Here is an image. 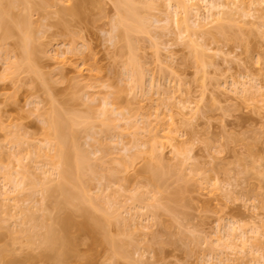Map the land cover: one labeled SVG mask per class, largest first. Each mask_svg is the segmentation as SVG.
Here are the masks:
<instances>
[{"label":"rangeland","instance_id":"1","mask_svg":"<svg viewBox=\"0 0 264 264\" xmlns=\"http://www.w3.org/2000/svg\"><path fill=\"white\" fill-rule=\"evenodd\" d=\"M7 1L0 264H264V0Z\"/></svg>","mask_w":264,"mask_h":264},{"label":"bare ground","instance_id":"2","mask_svg":"<svg viewBox=\"0 0 264 264\" xmlns=\"http://www.w3.org/2000/svg\"><path fill=\"white\" fill-rule=\"evenodd\" d=\"M19 1V0H17ZM120 4H123L124 6L126 5L125 8V12L124 14V18L131 21V22H136V15L138 13V11L133 8L130 7L129 5L132 4L134 2V0H126V1H121V0H117ZM169 3H174V5L176 6V9L178 10V12L175 13V24L176 27L179 29L183 23H186V17L185 16H181L182 14L180 13L181 10V6L184 5V2L182 0H168ZM10 2L7 0H2L0 1V29H2L3 27H5L4 24V16L11 14V16L13 18H15V20L17 22H19L22 25V33H23V41H22V45L24 47V49L26 50V54L24 56V59L27 57V39H28V34H27V30H26V26L24 25V18H20L18 16H15L11 13L10 8H9V4ZM130 16H134L135 19H131ZM227 18H230V14L227 13L226 11H217L216 13H213L211 15L210 20L205 23L204 25H199L198 28H204L203 34H210L211 29L213 28V25H217L221 28V22L226 20ZM10 34V30L6 29L5 30V36ZM195 52H196V56L198 58H200L202 56V50H197L195 48ZM49 127L51 130H53L54 135L57 139V155L60 159V161L62 162L63 165V169L60 171L59 175L61 177L62 180L66 181V182H71L73 180V178H79L80 177V171L83 167V158L82 156L79 155V153L75 150L74 151V155L70 153V147L66 144L68 137H70V139H73V135H69L66 132V125L63 122V120L58 116V113L56 110H53L52 112V116L50 117L49 121ZM70 140V142H72ZM152 179L154 178L153 175L151 177ZM57 190L58 191H62L64 192V184L63 183H59L57 185ZM60 227L62 229H67L70 225H71V218L69 216L60 219L58 221ZM51 233L50 238L47 237V242H49L50 244H54L56 242H62L65 243L68 240L64 237H58L53 230L49 231Z\"/></svg>","mask_w":264,"mask_h":264}]
</instances>
